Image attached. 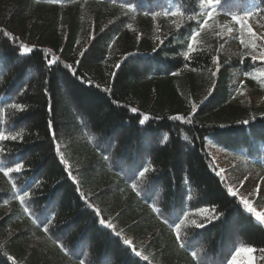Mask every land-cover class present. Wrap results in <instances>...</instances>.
Listing matches in <instances>:
<instances>
[{"label": "trees", "instance_id": "obj_1", "mask_svg": "<svg viewBox=\"0 0 264 264\" xmlns=\"http://www.w3.org/2000/svg\"><path fill=\"white\" fill-rule=\"evenodd\" d=\"M246 12L264 23V0H221L185 60L203 21L198 0H0V131L23 135L0 142V162L24 165L0 173V264H202L199 253L226 264L239 247L264 264V225L207 150L264 167V105L241 98L245 83L264 90V62L251 60L259 41L237 24L218 27ZM22 44L32 52L20 54ZM24 191L31 216L16 199ZM213 210L219 218L205 219ZM185 213L182 248L170 224Z\"/></svg>", "mask_w": 264, "mask_h": 264}, {"label": "snow or ice", "instance_id": "obj_2", "mask_svg": "<svg viewBox=\"0 0 264 264\" xmlns=\"http://www.w3.org/2000/svg\"><path fill=\"white\" fill-rule=\"evenodd\" d=\"M221 2V0H198V7L201 9L202 11V15H203V21L202 22H197L199 25V30L197 29H193L191 32L190 37L188 38V43H187V50L183 53L185 60H189L191 58V54L197 52V42H198V37H200L201 32L206 28L209 27V22L213 19L214 15H215V9L216 6L219 5ZM122 8H126L128 11L134 12L135 9L132 8V6L130 4H122L121 5ZM254 13L253 12H246L244 17H239L236 15L232 16V21L235 22V24L239 25V30L241 33L244 32V30H247V34L250 38L251 41H261L264 42V36H258L255 32L252 31L251 26L248 24V18L251 17ZM160 13H153V18H155L156 16H159ZM165 16L168 15H172V16H177V15H184L183 11L177 10V11H165L164 12ZM191 19H194V15L190 16ZM128 27H131V25H128ZM179 27V26H178ZM218 27H220L221 29H223L225 26L224 25H218ZM234 31V29L232 27H228L227 28V33H232ZM4 35H7V33L5 32ZM217 35H220V33H217ZM241 44H245V41L243 39H241ZM161 43H163V41H161ZM247 46V45H245ZM252 48L254 50H258V56L257 55H252L251 56V60L253 61V63H255L258 59L260 61H264V43L261 44H257L255 42L252 43ZM19 52L20 54H28L32 52V49L29 48L26 45H20L19 46ZM81 55H83V53H81ZM54 63V61L49 60L48 64L49 66H51ZM213 63L219 65V57H214L213 58ZM117 67H119V65H117ZM219 71V67L217 66V72ZM213 76L216 75V72L212 73ZM262 76H264V73H261ZM211 93H209L210 95ZM205 99H207V97H205ZM195 107V105L193 106ZM10 108L16 111H23L24 110V106L22 104L19 103H12L10 105ZM131 111L133 113L137 112L136 108H131ZM4 110L0 109V114H3ZM15 113H13L14 115ZM149 119V117L147 115H145L142 119L139 120V123L141 125L145 124V122ZM169 119H173V120H179V121H185V122H190L189 120H187V118L185 116L182 115H176V116H172L169 117ZM243 123L247 124L248 121L245 120L243 121ZM53 136L55 138V134L53 133ZM185 139H187V137H185ZM17 140H23V135L20 131H9L7 132V134L3 131H0V142H5V141H17ZM0 151H3V149H0ZM57 152L59 153V147H57ZM60 159L63 160L64 157L63 155L60 156ZM105 159H107V157H105ZM24 168V165L22 162H17L15 164L14 167H10V166H5L3 162H0V173H3V175L5 177H9L11 173L15 172V173H21L22 170ZM147 168H143L138 172V176L139 177H144L145 173L147 172ZM222 171V170H220ZM220 172H217V175H219ZM12 189L15 190L17 188V185L15 182L12 183ZM133 190L136 191L137 189V185L133 184L132 185ZM228 192L233 195L236 196V192H234L231 188L228 189ZM137 195H140L139 191H136ZM29 196V193L27 191H24L22 195H18L16 196V199L19 200L20 204L23 207V211L25 213H29V208L26 205V198ZM241 203L244 205V207L246 208V210L252 214L255 219L261 223L264 224V213L258 212L256 211V209L253 207V205L247 200V199H242ZM153 211H156L155 207H153ZM29 215L31 216V213H29ZM187 218V214H184V219H180L178 223H175L174 225L170 224V227H173V230L175 232V237L176 240L178 242H180V247H185V243L183 241H181V225L184 224L185 219ZM219 218L218 216L215 215L214 210H213V215L211 217H207L205 216V219H217ZM33 224L37 223L36 219L32 220ZM100 223L106 224V221L104 219L100 220ZM164 223H169L167 220L164 221ZM191 224L197 228H202L204 227L203 223H197L196 220H192ZM107 227L112 228L113 225L111 223H107ZM44 231L47 232L48 229L44 228ZM117 235H119V233H117ZM123 243L125 245H132V241L129 239H124ZM61 250L63 251V245H60ZM135 252V255L140 257L141 256V252L136 251L135 248L132 249ZM247 251V253H249V264H252V261L254 259V257L252 256V253H254L255 251H257L256 249L252 248V247H248L247 249H245ZM240 249H237L233 254L231 259L228 261V264H236V257L240 254ZM264 251V250H261ZM191 256L193 257V259L197 258V252L196 251H192ZM9 259H11V257H9ZM143 259L145 261H148L149 257L147 255L143 256ZM81 264H83V261H81Z\"/></svg>", "mask_w": 264, "mask_h": 264}, {"label": "rangeland", "instance_id": "obj_3", "mask_svg": "<svg viewBox=\"0 0 264 264\" xmlns=\"http://www.w3.org/2000/svg\"><path fill=\"white\" fill-rule=\"evenodd\" d=\"M224 24L228 25V21H224ZM248 24L258 36H264V23L256 24V22L248 19ZM261 43L264 42L259 41V44ZM237 50L236 47L232 48V52ZM241 98L247 103L264 105V90L255 92L246 86ZM209 152L214 159L217 172H220L228 188L236 192L240 200L247 199L256 211L264 213V169L252 168L240 157L212 147L209 148ZM236 264H249V253L246 250L240 251V254L236 257Z\"/></svg>", "mask_w": 264, "mask_h": 264}]
</instances>
